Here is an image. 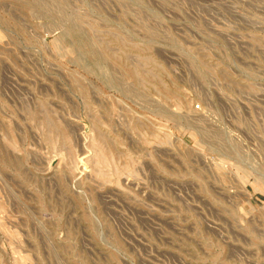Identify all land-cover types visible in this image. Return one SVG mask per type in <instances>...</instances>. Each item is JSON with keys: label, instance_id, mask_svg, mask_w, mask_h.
Segmentation results:
<instances>
[{"label": "rangeland", "instance_id": "374dc122", "mask_svg": "<svg viewBox=\"0 0 264 264\" xmlns=\"http://www.w3.org/2000/svg\"><path fill=\"white\" fill-rule=\"evenodd\" d=\"M0 264H264V0H0Z\"/></svg>", "mask_w": 264, "mask_h": 264}]
</instances>
